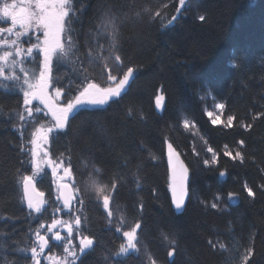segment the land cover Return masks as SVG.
I'll list each match as a JSON object with an SVG mask.
<instances>
[{"label":"trees","instance_id":"obj_1","mask_svg":"<svg viewBox=\"0 0 264 264\" xmlns=\"http://www.w3.org/2000/svg\"><path fill=\"white\" fill-rule=\"evenodd\" d=\"M83 3L79 22L72 24L76 30L73 39L79 48L77 56L88 69L90 79L107 86L106 71L102 63L87 55L88 48H93L95 56L93 34L105 5L124 6L127 10L129 0H83ZM164 4L168 7L164 8ZM135 6L159 10L161 17L152 21L145 16L122 27L121 55L131 58V64L126 59L125 66H139L127 91L104 108L81 109L74 118H69V127L57 133L50 144L55 159L61 153L65 160L71 157L75 183L84 197L81 215L84 234L97 240L95 250L81 257L82 264H146L144 248L158 264H170L167 252L171 246L163 240L164 234L174 236L177 241L174 264H190L191 259L196 264H231L232 253L213 251L208 241H220L229 248L236 242L237 246H247L252 233H256L254 259L256 264H264V190L258 187L264 185V116L253 120L254 115L264 112V0H188L177 20L166 28L162 23L176 15L178 0H135ZM201 14L206 21L198 20ZM100 43L105 41L101 39ZM234 58H238L237 68L231 66ZM77 66L71 63L57 66L55 62L53 67V86L63 89L67 100L78 94L82 83L78 73L73 72ZM109 67L116 74L111 61ZM160 93L164 97L163 108L157 109L155 98ZM22 100V93L0 91V106L5 113L22 110ZM216 103H225L224 118L236 117L233 127L211 123L207 112ZM128 108L133 109L132 117ZM140 112L145 119H139ZM184 119L195 123L191 131L207 141L206 148L214 149L217 163H203L204 159H211L212 153L199 150L191 131L183 128ZM44 121L39 116L37 124ZM241 122L252 127L242 128ZM15 123L16 120L0 114V217L10 218L0 219V232L5 234L0 241L11 249L30 247L33 241L30 230L39 226L34 217L28 216L21 200L22 189L16 182V169L23 174L25 160L19 148L21 137L12 127ZM29 139L30 133L23 137L25 142ZM240 140H244L243 146L238 145ZM167 142L190 171L188 200L180 211L173 204L170 190ZM237 149L245 156L243 164L224 155L226 151L235 155ZM149 151L155 160L149 157ZM125 158L129 161L127 167ZM137 164L141 165L142 190L135 188L131 176ZM93 165L102 169L98 177ZM225 170L226 175L221 177L219 173ZM90 173L109 186L114 175L127 181L118 183L113 194L111 227L106 212L88 187ZM245 182L256 192L254 199L247 196ZM40 188L47 193L49 203L55 205L52 184ZM229 192L239 194L234 203L227 198ZM218 193L222 197L221 206L212 209L210 204ZM141 202L143 212L137 210ZM116 205L124 211L128 223L142 221L138 233L140 258L112 255L124 242L115 231L120 215ZM6 252L8 259L16 260L17 264L30 262L29 254L7 249H0V261Z\"/></svg>","mask_w":264,"mask_h":264},{"label":"snow or ice","instance_id":"obj_2","mask_svg":"<svg viewBox=\"0 0 264 264\" xmlns=\"http://www.w3.org/2000/svg\"><path fill=\"white\" fill-rule=\"evenodd\" d=\"M179 7L176 8V15H172L167 20L166 24L162 23V27H169L177 20L178 15L181 14V9L185 8L187 0H178ZM164 8L168 5L164 4ZM84 11L83 0H0V22H10V26L0 27V90L4 92L17 91L22 93V110H11L9 113H5L3 106H0V114L7 116L9 119H14L17 123L12 127L19 133L21 137V143L19 145L20 151L30 152L32 159L29 163L33 166L31 175H24L19 169H16V182L22 188L23 195L21 200L26 201V207L28 210V216L34 217L39 226L35 229H31L34 240L30 247L27 248H15L11 249L10 246L0 241V249H7L9 251H18L21 253H27L30 255L32 264H41L40 257L45 255V250H48L46 259L50 264H77V261H81V257L89 254L95 250L97 246V240L94 236L84 234L86 228L82 227V209L84 205V197L80 195L81 189L75 183V178L72 172L71 157H67V166H65V157L61 153L56 159H52L47 149L44 148L45 162L51 166V175L57 177V173L62 169V175L57 177L58 181H64L68 179V183L57 182V196L56 201L61 202L58 206L51 210V222H42L43 215L49 211L46 207L47 201L34 198L33 193L36 192L37 178L41 177L44 173V169L40 166V163L35 159L39 155L37 149L42 148L43 145L49 143V136L53 132L61 133L69 127V117H75L81 109L87 106L105 105L109 101H116L121 97L122 93H125L128 89L129 83L134 79V72L138 71L139 66H125L126 59L131 64L130 57H122L121 51L123 48L124 33L122 27L124 24L141 20L147 16L150 20L155 21L161 17V11H153L152 8L145 6L137 8L135 6V0H129L127 10L124 6L117 7L112 4L105 5L100 20L96 27V32L93 34V42L95 46V56H93V48L89 47L87 55L92 60H97L103 65V69L107 74V86H101V84L91 80L88 74V69L83 67V63L79 61L77 53L79 51L77 42L73 39L76 30L72 27L73 22H79V16ZM198 20L201 22L206 21V16L201 14L198 16ZM19 30H16V29ZM7 34L5 36L4 34ZM42 33V38H41ZM31 34V35H30ZM28 36V40H23L22 37ZM31 36H35V42L32 41ZM8 37H12L9 39ZM103 39L105 43H100ZM28 46L25 47L24 45ZM105 51L107 55H105ZM42 57V59H41ZM75 58V59H73ZM56 62L57 66L65 63H71L78 65L73 67V72L78 73L82 78V83L78 87V95H75L71 99L67 100L63 105L54 101L49 95L48 89L52 87L53 82V62ZM109 61L116 68V74H113V68L109 67ZM27 64H35V68L26 67ZM231 66L237 68L238 58H234ZM17 69L23 75L17 74ZM7 70V71H6ZM11 82V87L9 83ZM63 94V89L57 87L55 89L56 97H60ZM210 95V93H209ZM163 95H158L155 98L157 109H162ZM201 99H204L201 96ZM39 101L47 109L45 115L51 114L52 122L45 126L44 123L37 125V118L34 113H40L43 111L40 107H33V101ZM225 103H216L215 109L220 110L221 114L225 109ZM128 115L132 117L134 115L133 109L128 108ZM207 116L213 125L222 124L225 128H231L234 126L236 117L234 115L227 116L225 121H221L220 115H215L213 112H207ZM264 116V112L257 113L253 116V120ZM139 119H145L142 112L138 113ZM23 122V123H21ZM29 124L33 125L30 132V139L28 144H32L35 147L27 149L25 142L23 141L24 129ZM240 126L245 129H250L251 124L240 123ZM183 128L191 131L195 128V123L188 119L183 120ZM195 134V133H193ZM203 143L207 145V141ZM244 140L238 141V145L243 146ZM226 149L228 145L224 146ZM169 149V163L172 164V156L175 155L177 161L179 160V153H176L172 144H168ZM195 152V148L193 147ZM206 151L212 153L211 159H204L205 165L218 162V154L211 146L206 148ZM199 155V153H196ZM149 157L153 160L156 159L155 155L150 151ZM225 156L230 157L232 160L239 159L243 164L245 160L244 154L237 149L235 155L232 151L224 152ZM128 159L125 158L124 165L128 166ZM87 165V162H85ZM187 168L183 163H179V172H176L175 166H173V203L175 208L180 211L184 208L185 198L188 195L186 187ZM93 172L97 174V177L102 173V169L93 165ZM221 177L226 175V170L219 173ZM133 183L137 190H142L143 177L141 175V165H135L134 170L131 173ZM179 180L180 194L177 195L176 180ZM90 190L95 194V199L100 203L102 208L107 213V223L111 227L113 225V210L110 204L113 201V194L117 191V184H125L127 181L120 177L113 176L111 185L102 183L98 178L89 174ZM244 190L248 197L255 198L256 192L252 187H249L245 182ZM261 190H264V185L258 186ZM38 197H43V193H38ZM238 193L229 192L227 198L229 201H234L238 198ZM221 195L218 193L214 201L210 204L212 209L220 208ZM73 201H76V207L73 205ZM207 206V205H206ZM120 215L116 218L115 231L122 234L124 242L119 245L118 250L112 253L116 258H127L129 256H141V242L138 236V232L142 228V221L136 220L134 223H128L124 211L120 209L119 205H116ZM144 205L139 203L137 210L143 212ZM66 211V215L69 219H61L57 217V213ZM80 213V214H77ZM0 219L8 220V217H0ZM84 219H87L85 217ZM66 234L62 235V232ZM43 232V234H42ZM76 233V240L73 239V233ZM3 232H0V236H4ZM256 233H252L248 238L247 246H237L238 242L233 245V248L223 242H213L209 240L208 243L212 247L213 251H221L232 253L229 257L231 264H256L254 257L257 255L255 247ZM163 240L169 244L170 250L167 252L170 264H174L172 259L177 252V241L174 236L168 234L163 235ZM17 243V242H14ZM56 247L62 248L63 255L57 256L54 254L53 249ZM242 247V250H241ZM143 256L146 258V264H158L157 259L148 251L147 248L143 250ZM108 257L105 256V260ZM0 264H17L14 259H8L7 252L3 261ZM82 264V261H81ZM190 264H196L195 259H191Z\"/></svg>","mask_w":264,"mask_h":264},{"label":"rangeland","instance_id":"obj_3","mask_svg":"<svg viewBox=\"0 0 264 264\" xmlns=\"http://www.w3.org/2000/svg\"><path fill=\"white\" fill-rule=\"evenodd\" d=\"M188 1V0H187ZM9 2H10V0H9ZM187 4V3H186ZM186 6V5H185ZM183 9H181V11H182ZM7 26H10V22H0V27H7ZM16 30H19L18 28L16 29ZM5 36H7V34L5 33L4 34ZM31 35V34H30ZM9 39H11L12 37H8ZM41 38H42V33H41ZM22 39L23 40H28L29 39V37L28 36H25V37H22ZM31 39H32V41L33 42H35V36H31ZM25 47H27L28 45L27 44H25L24 45ZM41 59H42V57H41ZM54 64H55V60H54V62H53V67H54ZM26 67H28V68H35L36 67V65L35 64H27L26 63ZM7 71V70H6ZM17 74L18 75H23L22 73H20L19 72V70L17 69ZM52 75H54V73L52 74ZM54 78V77H53ZM108 82V81H107ZM7 83H9V85H10V87H11V82H7ZM109 83V82H108ZM107 83V84H108ZM55 89H56V87H54L53 86V82H52V87H50L49 89H48V92H49V95L54 99V101L55 102H57V103H59V104H61V105H63L64 103H66L67 102V98H65V92H63V94L60 96V97H56V95H55ZM0 91H3V90H0ZM123 94V93H122ZM78 95V94H77ZM159 95H161V93L159 94ZM111 101H109L107 104H105V105H98V106H87V107H85V108H104V107H106L109 103H110ZM162 103H163V101H162ZM32 106L35 108V107H40V108H42L43 109V111L42 112H40V113H34V115L36 116V118H37V121L39 120V116H41L45 121L43 122L44 124H45V126H48L51 122H52V117H51V114L50 113H48V115H45L44 113L45 112H47V109L44 107V105L43 104H41L39 101H36V100H34L33 101V104H32ZM211 112H213L214 113V116H213V118L215 117V115H220V119H221V121H225L226 120V118H224V111H223V113L221 114V112H220V110H218V109H215L214 107H213V109L212 110H210ZM210 111H208V112H210ZM21 123H23V122H21ZM221 126H223L222 124H220ZM36 126H39V124H37ZM30 127H33V125L32 124H29L28 125V127L27 128H25L24 129V137L27 135V134H29L31 131H30ZM191 133H192V138L194 139V142H195V145L199 148V150L202 152V153H206V154H208L209 152H207L206 151V147H205V145H204V143H203V141H202V138H201V136L200 135H197V134H193V133H195V131H191ZM19 134V133H18ZM57 133L56 132H53L52 134H50V136H49V143L47 144V145H43V147L42 148H38L37 149V151H38V153H39V155H37L36 157H35V159L40 163V166L44 169V173H42L41 174V177L40 178H37V182H36V185H37V187H38V189L40 190V191H42L45 195H46V200L45 201H47L48 202V204L46 205V207H48L49 208V211H48V214H47V219L44 221L45 223H50L51 222V210H52V208H54V207H56V206H58L61 202H59V201H55V205H52V204H50L49 203V200H48V195H47V193L46 192H44L40 187L43 185H45V184H49V182L52 184V187H53V194H54V196L56 197L57 196V194H58V192H57V182H60V183H68V179L67 178H65L66 180H67V182L66 181H58L57 180V177L59 176V175H62V169L61 170H59L58 171V173H57V177H53L52 175H51V166H49L46 162H45V160H46V158L44 157V148H46L47 149V151H48V153L50 154V156H51V158L52 159H55L52 155H51V152H50V144H51V141H52V138L56 135ZM31 138V137H30ZM25 142V141H24ZM168 144H169V142H167V144H166V154H167V157L169 156V149H168ZM25 145H26V148L27 149H32L33 147H35L34 145H32V144H28L27 142H25ZM210 154V153H209ZM23 156H24V163H25V165H24V175H31L32 174V171H33V166H32V164L31 163H29V161L32 159V157H31V154H30V152H23ZM65 166H67V160H65ZM22 189V188H21ZM171 190V189H170ZM22 194H23V192H22ZM235 201V200H234ZM234 201H232V203H234ZM26 205V204H25ZM73 205H74V207H76L77 205H76V201H73ZM66 211L67 210H64V211H61L60 213H57L56 215H57V217L58 218H61V219H69V217L66 215ZM105 211V210H104ZM106 212V211H105ZM77 214H80V213H77ZM106 215H107V213H106ZM44 217V216H43ZM139 233V232H138ZM42 234H43V232H42ZM62 235H64V234H66V230H65V232H62L61 233ZM119 234H121V233H119ZM122 235V234H121ZM76 238V233L74 232L73 233V239H74V241L78 244V240H76L75 239ZM124 239V238H123ZM33 240H34V236H33ZM53 252H54V254L55 255H57V256H62L63 255V251H62V248H60V247H56V248H54L53 249ZM47 253H48V250L46 249L45 250V255H42L41 257H40V261H41V264H50V262L46 259V255H47ZM78 262V261H77ZM29 264H32V262H31V259H30V262H29Z\"/></svg>","mask_w":264,"mask_h":264},{"label":"water","instance_id":"obj_4","mask_svg":"<svg viewBox=\"0 0 264 264\" xmlns=\"http://www.w3.org/2000/svg\"><path fill=\"white\" fill-rule=\"evenodd\" d=\"M182 162L184 167L187 168V179H186V187H187V192L189 190V182H190V171L187 167V165L185 164V162L183 161V159L181 158V156L179 155V160L177 161V158L175 155L172 156V164L169 163V156L167 157V163H168V170H169V182H170V189H171V194H172V199H173V191H172V186H173V166H175L176 168V172L178 173L179 172V163ZM35 188H36V192L33 193V196L34 198H40V199H43L45 200V195H43V197H38V193H41L36 185H35ZM176 189H177V192L176 194L179 195L180 194V188H179V180H178V176H177V180H176ZM188 200V195L187 197L185 198V204ZM25 204H26V201H24ZM174 204V203H173ZM175 206V205H174ZM185 206V205H184Z\"/></svg>","mask_w":264,"mask_h":264},{"label":"bare ground","instance_id":"obj_5","mask_svg":"<svg viewBox=\"0 0 264 264\" xmlns=\"http://www.w3.org/2000/svg\"><path fill=\"white\" fill-rule=\"evenodd\" d=\"M83 109H86V108H83ZM88 109H92V108H88ZM70 117H71V116H70ZM70 117H69V118H70Z\"/></svg>","mask_w":264,"mask_h":264},{"label":"flooded vegetation","instance_id":"obj_6","mask_svg":"<svg viewBox=\"0 0 264 264\" xmlns=\"http://www.w3.org/2000/svg\"><path fill=\"white\" fill-rule=\"evenodd\" d=\"M64 181H66V182H67V180H64ZM36 187H37V185H36ZM37 189H38V187H37Z\"/></svg>","mask_w":264,"mask_h":264}]
</instances>
